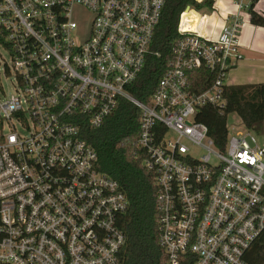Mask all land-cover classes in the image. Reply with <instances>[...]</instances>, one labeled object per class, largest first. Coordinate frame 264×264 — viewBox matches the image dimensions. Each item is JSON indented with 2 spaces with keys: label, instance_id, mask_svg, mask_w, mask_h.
<instances>
[{
  "label": "built area",
  "instance_id": "obj_1",
  "mask_svg": "<svg viewBox=\"0 0 264 264\" xmlns=\"http://www.w3.org/2000/svg\"><path fill=\"white\" fill-rule=\"evenodd\" d=\"M164 6L0 0V40L19 91L0 96V117L10 125L0 134V264H121L126 235L118 219L129 201L96 168L97 153L81 132L101 126L120 98L141 111L136 145L156 174L168 263L249 264L245 256L264 231V145L245 128L228 132L221 150L197 120L204 106L225 107L227 75L242 59V18L229 16L210 38L182 26L186 11L197 12L188 6L164 75L143 102L128 87L153 53ZM203 67L215 78L197 92L190 73ZM194 147L206 152L197 157Z\"/></svg>",
  "mask_w": 264,
  "mask_h": 264
},
{
  "label": "trees",
  "instance_id": "obj_2",
  "mask_svg": "<svg viewBox=\"0 0 264 264\" xmlns=\"http://www.w3.org/2000/svg\"><path fill=\"white\" fill-rule=\"evenodd\" d=\"M259 0H250L248 11L254 25L264 26V15L255 10ZM215 0H165L156 27L145 67L128 87L134 97L150 102L156 86L171 58V48L178 37L182 12L188 6L212 9ZM0 40V44L5 45ZM159 53V54H156ZM206 68L190 73L195 91H202L214 81ZM225 107L204 106L197 120L208 127L209 136L217 148L224 150L228 139L227 117L237 113L246 129L264 134V83L227 85L224 89ZM140 109L131 101L120 98L115 110L99 127L84 126L82 136L96 151V168L120 183L129 204L118 224L126 235L120 252L121 264H169L159 244L156 174L144 161L146 152L136 145L139 135ZM249 264H264V231L245 256Z\"/></svg>",
  "mask_w": 264,
  "mask_h": 264
},
{
  "label": "crops",
  "instance_id": "obj_3",
  "mask_svg": "<svg viewBox=\"0 0 264 264\" xmlns=\"http://www.w3.org/2000/svg\"><path fill=\"white\" fill-rule=\"evenodd\" d=\"M240 1H243L246 5L250 3V0L248 3H246V0H230V3L224 0H215L213 8L210 9V13L205 17L197 11L205 19V27L202 32L207 37L217 38L227 18L237 12L240 13L242 22L238 31V43L242 59L236 67L229 71L227 84L264 83V26L254 25L250 21L248 8L239 9L238 3ZM255 10L264 15V0H259L256 3ZM209 21L213 22L210 29L207 26ZM200 24L199 27L201 29Z\"/></svg>",
  "mask_w": 264,
  "mask_h": 264
},
{
  "label": "rangeland",
  "instance_id": "obj_4",
  "mask_svg": "<svg viewBox=\"0 0 264 264\" xmlns=\"http://www.w3.org/2000/svg\"><path fill=\"white\" fill-rule=\"evenodd\" d=\"M201 2L202 0H198ZM230 3V0H224ZM249 0H246V3H248ZM190 7V6H189ZM192 9H196L197 11L200 12V14L205 17L210 13V9L207 7H201V6H193L191 7ZM246 12V11H244ZM192 15L193 17L196 18V15L194 12H189V15ZM192 17V18H193ZM210 22V23H209ZM207 26L210 29L213 25L212 21H209ZM201 30H204L205 27V19L201 17ZM18 87L16 85V73L15 70L13 69V64H12V56L8 48H6L4 45L0 44V96L2 98H9L12 95L17 94ZM1 120H3L0 117V134H6L10 131V125L8 124L7 121L3 120L4 126H1ZM227 126L230 134L235 133L236 131L239 130H244L246 127L243 124L240 116L237 113H231L227 117ZM15 127L17 131L21 134H26L27 131L19 124L15 123ZM169 138H175L176 134L174 132H170L168 135ZM258 141L261 145H264V134L258 135ZM192 151L194 154L199 157L202 154H204L206 151L202 148H192Z\"/></svg>",
  "mask_w": 264,
  "mask_h": 264
},
{
  "label": "bare ground",
  "instance_id": "obj_5",
  "mask_svg": "<svg viewBox=\"0 0 264 264\" xmlns=\"http://www.w3.org/2000/svg\"><path fill=\"white\" fill-rule=\"evenodd\" d=\"M189 12H194L196 18L193 17ZM193 17V18H192ZM201 21V16L195 10H188L186 11L185 15L183 16L182 26L189 28V29H200L199 24Z\"/></svg>",
  "mask_w": 264,
  "mask_h": 264
}]
</instances>
